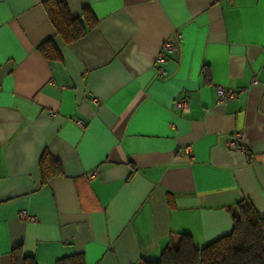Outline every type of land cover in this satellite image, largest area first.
Here are the masks:
<instances>
[{
	"label": "crops",
	"instance_id": "crops-1",
	"mask_svg": "<svg viewBox=\"0 0 264 264\" xmlns=\"http://www.w3.org/2000/svg\"><path fill=\"white\" fill-rule=\"evenodd\" d=\"M43 1L0 0V264L16 246L38 264H138L178 233L227 234L240 199L264 215V0H64L96 20L70 44ZM216 85L237 95L217 102ZM44 151L63 175L42 185Z\"/></svg>",
	"mask_w": 264,
	"mask_h": 264
},
{
	"label": "trees",
	"instance_id": "trees-1",
	"mask_svg": "<svg viewBox=\"0 0 264 264\" xmlns=\"http://www.w3.org/2000/svg\"><path fill=\"white\" fill-rule=\"evenodd\" d=\"M46 15L63 43L70 44L92 28L96 20L84 8L79 16H72L64 0H44ZM38 51L48 60H58L60 53L51 38L43 41ZM40 184L63 175L60 162L47 151L38 160ZM169 202V199H168ZM231 230L202 247H196L190 235L178 233L169 241L157 259H142L138 264H264V215L258 214L247 199H240L228 207ZM11 264H38L20 246L11 250ZM55 264H84L82 253L61 257Z\"/></svg>",
	"mask_w": 264,
	"mask_h": 264
},
{
	"label": "built area",
	"instance_id": "built-area-1",
	"mask_svg": "<svg viewBox=\"0 0 264 264\" xmlns=\"http://www.w3.org/2000/svg\"><path fill=\"white\" fill-rule=\"evenodd\" d=\"M180 37H181V34H178L176 36V38H178V39ZM176 48H177V44H176L174 38L173 39H166L163 42L159 52L154 56V59H153V62L157 68L158 75L163 76L165 74L163 64L166 63L167 57L169 55H172L176 51ZM215 91H216V95H217V102H223L224 100L229 99V98H234L237 95L236 91H233L231 89H225L219 85L215 86ZM174 106L176 108L180 109L181 111H188V108H189L186 101L183 99H177L174 103ZM77 123L79 125L82 124L80 121ZM226 146H227V148H230V149H241L243 147V139H242L241 134L236 133L234 135V137L227 142ZM184 149H185L184 152H185L186 156L191 158L192 153H191L190 146L187 145L184 147ZM19 218H21V219H27V218L32 219L33 217L28 215L27 210H23L19 213Z\"/></svg>",
	"mask_w": 264,
	"mask_h": 264
}]
</instances>
